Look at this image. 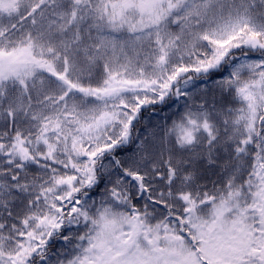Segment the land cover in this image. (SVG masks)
Segmentation results:
<instances>
[{
	"label": "snow or ice",
	"instance_id": "1",
	"mask_svg": "<svg viewBox=\"0 0 264 264\" xmlns=\"http://www.w3.org/2000/svg\"><path fill=\"white\" fill-rule=\"evenodd\" d=\"M0 264H264V0H0Z\"/></svg>",
	"mask_w": 264,
	"mask_h": 264
}]
</instances>
